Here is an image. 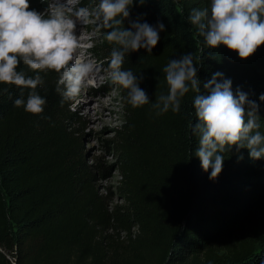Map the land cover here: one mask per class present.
I'll return each mask as SVG.
<instances>
[{
    "label": "trees",
    "instance_id": "trees-1",
    "mask_svg": "<svg viewBox=\"0 0 264 264\" xmlns=\"http://www.w3.org/2000/svg\"><path fill=\"white\" fill-rule=\"evenodd\" d=\"M91 8L100 0H85ZM30 9L33 2L29 0ZM210 0H134L130 19L165 25L156 47L130 52L122 70L143 75L150 103L133 108L120 87L125 123L114 139L120 159L124 204L111 206L101 193L72 122L80 123L72 100L61 103L59 74L41 71L36 91L46 100L41 114L15 107L20 89L0 84V264H261L264 260V158L248 149L225 151L221 174L210 179L195 155L199 138L189 91L178 113L157 114L156 97L168 94L171 59L193 52L203 82L216 72L231 79L232 91L258 105L264 135V45L247 59L221 45L207 48L188 20ZM35 10V9H34ZM38 12H44L40 10ZM101 22V21H100ZM129 28V20L124 21ZM101 39L92 47L110 58L116 45ZM203 49V53L201 52ZM37 73L21 61L17 71ZM25 101L29 89H24ZM191 113V115H189ZM125 233L122 238L121 234ZM118 236L119 239H115ZM122 238V239H121ZM121 240V241H120Z\"/></svg>",
    "mask_w": 264,
    "mask_h": 264
},
{
    "label": "clouds",
    "instance_id": "clouds-1",
    "mask_svg": "<svg viewBox=\"0 0 264 264\" xmlns=\"http://www.w3.org/2000/svg\"><path fill=\"white\" fill-rule=\"evenodd\" d=\"M133 3L134 0H100L90 9L76 7L77 0H50L48 8L38 12L29 10V0H0V84L20 89L14 106H24L31 114L44 111L46 100L36 91L44 83L38 74L41 71L59 74L56 91L62 96V104L79 96L85 85L100 74L101 68L94 60L78 58L82 44L77 25L93 21L102 22L108 30L105 39L116 45L110 54L111 82L127 90L133 108L149 104L146 91L140 87L143 75L138 79L137 74L122 70V66L130 52L146 49L151 53L165 25L130 19ZM139 3L143 5L145 0ZM125 20H129V28L124 26ZM188 20L197 27L207 48L223 45L238 53L240 59L249 58L264 45V0H210L207 8H193ZM87 47H93L92 43ZM21 61L37 74L33 77L17 71ZM200 63L201 56L193 52L171 59L163 69L168 94H160L152 106L157 114L169 109L178 113L181 98L190 90L197 93L193 108L198 122L190 120L189 127L191 134L199 138L195 155L205 172L211 169L209 178L215 179L223 169V153L233 146L237 152L248 149L253 160L264 158V135L259 131L258 105L239 89L234 94L231 79L224 78L223 73L218 71L203 82L206 94H200L195 66ZM24 89L30 90L26 101ZM3 94L11 98L8 89L0 91ZM259 99L264 101V95Z\"/></svg>",
    "mask_w": 264,
    "mask_h": 264
},
{
    "label": "rangeland",
    "instance_id": "rangeland-1",
    "mask_svg": "<svg viewBox=\"0 0 264 264\" xmlns=\"http://www.w3.org/2000/svg\"><path fill=\"white\" fill-rule=\"evenodd\" d=\"M36 11L46 10L50 0H31ZM47 2V3H46ZM76 7H91L85 0H77ZM85 30L82 36L87 39L82 44L81 52L85 59L94 60L101 68L96 81L85 85L79 96L72 99L78 113L79 124L72 122L84 144L86 160L93 170L94 179L101 193L108 196L111 206L124 204L120 193V159L116 151L114 139L117 131L125 123V110L119 85L113 84L108 77L110 58L100 56L93 47L101 39V22L93 21L85 25H77ZM82 57V54H80ZM104 103V104H103ZM122 238L125 233L121 234ZM121 238V239H122ZM115 239H119L115 236ZM121 241V240H120Z\"/></svg>",
    "mask_w": 264,
    "mask_h": 264
},
{
    "label": "bare ground",
    "instance_id": "bare-ground-1",
    "mask_svg": "<svg viewBox=\"0 0 264 264\" xmlns=\"http://www.w3.org/2000/svg\"><path fill=\"white\" fill-rule=\"evenodd\" d=\"M46 3H47V2H46ZM83 30H85L83 27L81 28V27H78V26H77V34H78L79 37H80L81 44H83V43L85 44L86 41H87V39L84 38V37L82 36V35H83L82 32H84ZM81 49H82V47H81ZM81 49L78 50V58H79V59H85V56H83L84 53L81 52ZM80 54H82V57L80 56ZM92 81H96V77L93 78ZM88 85L90 86L91 83H88ZM103 104H104V103H103Z\"/></svg>",
    "mask_w": 264,
    "mask_h": 264
}]
</instances>
